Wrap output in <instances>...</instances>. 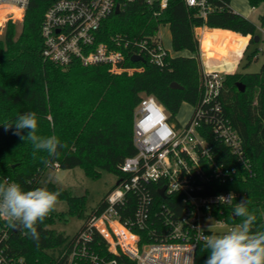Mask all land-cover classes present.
Segmentation results:
<instances>
[{
	"label": "trees",
	"instance_id": "16d2710c",
	"mask_svg": "<svg viewBox=\"0 0 264 264\" xmlns=\"http://www.w3.org/2000/svg\"><path fill=\"white\" fill-rule=\"evenodd\" d=\"M54 1L30 0L20 33H17L16 23L11 22L0 37V178L9 177L25 191L38 187L59 191L58 201H66L67 213L81 216L86 196L75 194L53 180L42 183L46 170L81 166L90 177H98L106 170L117 175L120 181L125 177L121 169L125 158L137 151L133 143V120L141 99L154 96L173 120L183 103L194 105L201 98L203 64L195 28L207 26L198 29V33L205 63L210 66L224 60L238 61L249 41L247 35L252 36L250 42L255 41L257 25L234 11L231 0H211L219 9L206 17L197 15L184 0H170L165 9L150 5L146 0H115L120 4V11L112 12L102 21L96 43H113L111 38L120 35L129 40V46L123 47L128 64H143L144 69L131 74L112 72L108 65L101 63L83 65L74 60L64 66L44 59L41 26L47 8ZM249 2L253 7L264 4V0ZM260 18L264 24V12ZM162 24L170 27L172 49L175 52L186 50L191 55L169 54L163 66L151 63L148 58L144 63L132 61L131 42L147 39L149 45L154 44ZM231 71H226L220 100L242 139L254 172H248L239 164L232 180L215 182L204 193L233 191L236 196L231 203L214 208L216 216L229 224L239 223L241 218L233 215V209L245 199L249 211L257 217L253 230L264 231V64L257 72ZM173 82L182 88H173ZM238 82L245 85L244 91L238 89ZM25 112L37 113L38 135L58 137L63 147L56 155L34 151L30 141L13 134L14 127L5 130L4 125L13 123ZM27 134L28 130L22 133ZM218 148L221 159L228 156L219 141ZM227 160L237 162L232 158ZM111 191L102 198L90 218L105 208ZM152 195L156 201L163 200L156 189L152 190ZM177 197L170 196L164 201L171 205L179 203L180 208L181 200H176ZM54 222V216L49 214L42 224H37L39 244L25 235L26 230L22 228L10 231L9 250L24 257L26 264H52L55 256L48 251L60 247L70 249L74 238L87 224L68 240L61 232L48 227ZM93 237L92 249L96 253L114 256L107 251L105 240L97 231L93 232ZM208 255L204 242H200L194 264H204ZM115 257L120 264L129 263L123 255Z\"/></svg>",
	"mask_w": 264,
	"mask_h": 264
},
{
	"label": "built area",
	"instance_id": "2783aa9c",
	"mask_svg": "<svg viewBox=\"0 0 264 264\" xmlns=\"http://www.w3.org/2000/svg\"><path fill=\"white\" fill-rule=\"evenodd\" d=\"M29 1L0 0V33L9 23L23 21ZM169 1L146 0L160 9L167 8ZM184 1L202 17L219 9L211 0ZM116 5L115 0H55L47 8L41 26L44 59L64 66L74 60L83 65L101 63L112 72L142 71L143 64L126 61L123 47L129 46V40L117 35L111 38L113 43H96L102 21ZM257 28L264 34V24ZM131 44V57L140 55L157 66H163L170 54L160 36L152 45L147 39H135ZM226 73L203 66L201 98L192 104L191 117L184 126L171 120V114L154 96L141 99L133 120L137 151L121 166L125 177L107 195L105 208L94 214L86 229L74 238L70 249L60 247L52 264H120L115 257L120 255L128 259V264H194L197 245L204 242L205 235L222 234L236 225L214 212L215 207L231 203L236 194L204 193L215 182L232 180L239 164L254 172L242 139L220 100ZM218 141L227 149L226 160L221 159ZM4 181L15 183L9 177L0 178ZM163 187L165 197L159 193ZM153 189L162 201L154 199ZM175 195L181 200L180 208L179 203L164 201ZM230 195V201L221 203L218 199ZM10 231L14 228L0 218V264H26L24 257L9 250ZM94 231L114 256H101L92 249Z\"/></svg>",
	"mask_w": 264,
	"mask_h": 264
},
{
	"label": "clouds",
	"instance_id": "9594fccd",
	"mask_svg": "<svg viewBox=\"0 0 264 264\" xmlns=\"http://www.w3.org/2000/svg\"><path fill=\"white\" fill-rule=\"evenodd\" d=\"M13 127V134L21 140L30 141L34 151L54 156L63 147L55 135L43 137L37 134L36 112H25L13 123L4 125L5 130ZM24 130H28L27 136L22 135ZM60 195L59 191L53 192L43 187L25 191L19 183L0 182V218L6 220L11 228L26 230L25 235L39 244L37 224H42L55 210ZM232 197L221 196L218 199L223 203L230 201ZM247 203L242 199L234 207L233 215L241 220L230 230L203 237L204 247L209 252L204 264H264V231L253 230L257 217L249 211Z\"/></svg>",
	"mask_w": 264,
	"mask_h": 264
},
{
	"label": "rangeland",
	"instance_id": "374dc122",
	"mask_svg": "<svg viewBox=\"0 0 264 264\" xmlns=\"http://www.w3.org/2000/svg\"><path fill=\"white\" fill-rule=\"evenodd\" d=\"M230 6L234 11L252 20L257 27L261 26L262 23L260 17L264 12L263 3L258 7H253L249 0H231ZM16 26L17 33L19 34L22 22L17 21ZM198 29L200 28H195L196 36L199 35ZM4 32L0 33V37H2ZM256 35H258L260 39L258 41L248 42V45L242 53L243 56L240 60V64L236 68L237 71L257 72L264 64V34L259 28H257ZM159 36L162 39L164 48L167 49L170 54L191 55V53L186 50L175 52L172 49V36L168 24H162L160 26ZM201 60L202 62H205L203 51H201ZM192 111V104L185 102L181 105L173 120L184 126L190 119ZM101 172V175L98 177H90L85 173V170L81 166L72 169H55L50 167L46 170L42 183L53 180L56 184L72 190L75 194L86 196L85 210L81 216L68 214L66 201H58L55 210L50 213L54 216L55 222L48 225L49 228L61 232L68 240H71L77 234L81 227L89 220L102 198L114 188L118 181V177L114 173L106 170H102ZM59 250L60 248L49 250L48 254L55 256Z\"/></svg>",
	"mask_w": 264,
	"mask_h": 264
},
{
	"label": "crops",
	"instance_id": "0c3cea01",
	"mask_svg": "<svg viewBox=\"0 0 264 264\" xmlns=\"http://www.w3.org/2000/svg\"><path fill=\"white\" fill-rule=\"evenodd\" d=\"M206 27L207 26H202V27H199V28L202 30L203 28H206ZM208 28H211V27H208ZM233 32H235V31H233ZM235 33H238V32H235ZM239 34L241 36H244L241 33H239ZM199 35L197 37H198L199 42H200V54H201V51H203V50H202V47H201V41H200V36ZM247 36H249V38H250L251 35H247ZM248 42H250V40ZM247 45H248V43H247ZM220 50H221V48H219L218 51H220ZM242 56H243V54L241 55V57H240V59L238 61H236V60H224L221 64L210 65V66H207L205 62H202V64H203L204 68L208 69V70H218V71H223V72L233 70L231 72H235V71H237L236 68L240 64V60L242 59Z\"/></svg>",
	"mask_w": 264,
	"mask_h": 264
},
{
	"label": "water",
	"instance_id": "95a60500",
	"mask_svg": "<svg viewBox=\"0 0 264 264\" xmlns=\"http://www.w3.org/2000/svg\"><path fill=\"white\" fill-rule=\"evenodd\" d=\"M119 11H120V4L117 3L115 12L118 13ZM251 38H252V36H250L249 40H251ZM254 38H255V41H258L260 39V37L258 35H255ZM131 60L134 61V62H136V61H143V62H145V59L143 57H141L140 55H133L131 57ZM171 86L173 88H179V89L182 88L181 85H179L177 82H173L171 84ZM237 87H238V89L240 91H244L245 90V85L242 84L241 82H238L237 83ZM118 183H119V181H117L116 184H118ZM159 193L161 194V196L165 197L166 196L165 195V187H163L162 189H160L159 190ZM19 229H20V227L15 228L14 229V232L18 231Z\"/></svg>",
	"mask_w": 264,
	"mask_h": 264
},
{
	"label": "bare ground",
	"instance_id": "6f19581e",
	"mask_svg": "<svg viewBox=\"0 0 264 264\" xmlns=\"http://www.w3.org/2000/svg\"><path fill=\"white\" fill-rule=\"evenodd\" d=\"M16 12L18 13V15H21V14H20V10H16Z\"/></svg>",
	"mask_w": 264,
	"mask_h": 264
}]
</instances>
